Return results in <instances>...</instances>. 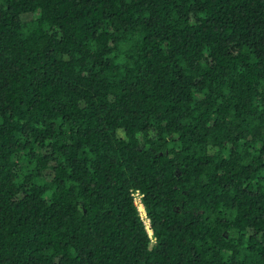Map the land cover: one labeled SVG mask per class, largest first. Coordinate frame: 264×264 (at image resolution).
Here are the masks:
<instances>
[{"label":"trees","instance_id":"obj_1","mask_svg":"<svg viewBox=\"0 0 264 264\" xmlns=\"http://www.w3.org/2000/svg\"><path fill=\"white\" fill-rule=\"evenodd\" d=\"M0 264H264V0H0Z\"/></svg>","mask_w":264,"mask_h":264},{"label":"rangeland","instance_id":"obj_2","mask_svg":"<svg viewBox=\"0 0 264 264\" xmlns=\"http://www.w3.org/2000/svg\"><path fill=\"white\" fill-rule=\"evenodd\" d=\"M137 201H138V203H139V201H140V196H138L137 195ZM139 208H140V210L143 212L142 213V215H143V217H144V219L146 220V222H148V220L146 219V217H145V212H144V209H143V207H141V205L139 204ZM149 225V224H148ZM150 229V228H149ZM151 231V229L149 230V232ZM151 234H152V232H150Z\"/></svg>","mask_w":264,"mask_h":264},{"label":"built area","instance_id":"obj_3","mask_svg":"<svg viewBox=\"0 0 264 264\" xmlns=\"http://www.w3.org/2000/svg\"><path fill=\"white\" fill-rule=\"evenodd\" d=\"M143 216V215H142ZM144 218V217H143ZM149 224V221L147 222V227L149 228L150 227V225H148Z\"/></svg>","mask_w":264,"mask_h":264},{"label":"bare ground","instance_id":"obj_4","mask_svg":"<svg viewBox=\"0 0 264 264\" xmlns=\"http://www.w3.org/2000/svg\"><path fill=\"white\" fill-rule=\"evenodd\" d=\"M141 207H143V206L141 205ZM143 209H144V207H143ZM150 232H152V230Z\"/></svg>","mask_w":264,"mask_h":264}]
</instances>
